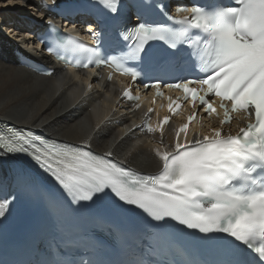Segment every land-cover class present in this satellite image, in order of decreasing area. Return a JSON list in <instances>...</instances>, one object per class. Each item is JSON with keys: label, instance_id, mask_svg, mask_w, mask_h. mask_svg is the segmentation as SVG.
I'll return each mask as SVG.
<instances>
[{"label": "snow or ice", "instance_id": "1", "mask_svg": "<svg viewBox=\"0 0 264 264\" xmlns=\"http://www.w3.org/2000/svg\"><path fill=\"white\" fill-rule=\"evenodd\" d=\"M51 3L60 7L57 0ZM93 3L102 4L103 0ZM150 4L149 0H118V6L104 8L113 14L106 34L112 41L109 46L122 55L102 59L107 66L114 63L115 70L138 81L141 73L136 68L142 66L144 53L152 43L162 42L173 52L186 49V62L198 69L195 78L167 83L157 80L146 86L159 89L165 84L182 90L184 103L190 101L194 109L199 104L200 111L208 115L217 113L213 103L219 98L225 117L221 127L208 135L193 133L189 141L188 124L183 125L166 148L158 144L151 150L159 172L135 176L126 160L116 158L119 153L113 151L115 141L103 152L96 150V138L103 132L101 125L111 123L107 117L79 144L47 139L31 128L5 123V131L0 132V170H6V175L0 176V191H11L0 200V242L4 241L6 228L18 207L32 204L43 210L44 227L49 222L55 229L69 224L79 227L87 217L103 214L130 220L162 236L179 234L194 245L208 246L216 258L204 264H264V178L257 181L252 175L256 169L264 173V0H233L228 7L211 11L181 6L187 14L176 24L198 31L179 45L169 40L175 35L174 26L140 23L127 29L123 16L117 15L123 7L126 12L136 10L139 19L142 7ZM156 7L169 21L175 19L159 0ZM47 24L54 27L50 18ZM91 34L94 38L99 36L97 43L102 45L101 31ZM118 38L126 42L123 47ZM37 39L45 42L46 51H52L42 36ZM197 41L202 43V50L194 51L192 45ZM128 60L134 63L127 64ZM198 60L202 61L200 66ZM123 95L129 101L135 99L130 90ZM157 95L163 93L158 91ZM181 106L177 99L168 110L176 114ZM20 107L25 112L34 111L26 103ZM233 110H243L255 118L254 123L241 128L236 135L222 131L223 123H230ZM195 115L194 112L189 116V121ZM168 123L169 118L165 117L157 127L148 124L146 133L159 132V142L164 143L163 125ZM143 129L144 125L125 127L119 138L128 136L130 140ZM248 181L256 186H237ZM0 264L10 262L0 259ZM12 264L77 262L51 258L20 259ZM87 264L173 262L154 259L152 251H140Z\"/></svg>", "mask_w": 264, "mask_h": 264}, {"label": "bare ground", "instance_id": "2", "mask_svg": "<svg viewBox=\"0 0 264 264\" xmlns=\"http://www.w3.org/2000/svg\"><path fill=\"white\" fill-rule=\"evenodd\" d=\"M43 4L44 0H8L7 3L0 0V120L79 144L107 117L111 123L106 127L101 125L103 132L96 138V150L103 152L115 141L113 151H118L117 159L126 160L129 166L140 171L159 170L151 150L158 144L161 148L171 144L176 128L164 133V143L159 142L158 134L153 136L154 142L135 139L136 135L130 140L128 136L120 139L121 130L131 125L125 124L126 114L119 104V93L115 87L109 89L111 84H93L76 74L59 72L54 79L38 78L14 64L11 54L18 51V43L31 38L18 36L7 24L28 28L27 20L29 24L37 22L30 17L37 19ZM21 103L34 111L25 112Z\"/></svg>", "mask_w": 264, "mask_h": 264}, {"label": "rangeland", "instance_id": "3", "mask_svg": "<svg viewBox=\"0 0 264 264\" xmlns=\"http://www.w3.org/2000/svg\"><path fill=\"white\" fill-rule=\"evenodd\" d=\"M30 18L33 19V20H37L36 17H30Z\"/></svg>", "mask_w": 264, "mask_h": 264}]
</instances>
